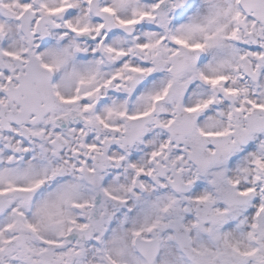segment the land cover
I'll list each match as a JSON object with an SVG mask.
<instances>
[{"label": "snow or ice", "instance_id": "snow-or-ice-1", "mask_svg": "<svg viewBox=\"0 0 264 264\" xmlns=\"http://www.w3.org/2000/svg\"><path fill=\"white\" fill-rule=\"evenodd\" d=\"M0 264H264V0H0Z\"/></svg>", "mask_w": 264, "mask_h": 264}]
</instances>
